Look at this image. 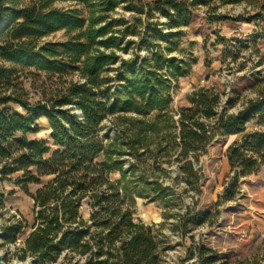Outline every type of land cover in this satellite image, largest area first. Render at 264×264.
I'll list each match as a JSON object with an SVG mask.
<instances>
[{"label": "trees", "instance_id": "trees-1", "mask_svg": "<svg viewBox=\"0 0 264 264\" xmlns=\"http://www.w3.org/2000/svg\"><path fill=\"white\" fill-rule=\"evenodd\" d=\"M252 1L0 0V180L20 174L14 184L32 199L34 215L17 259L164 264L151 226L133 218L146 172L184 161L182 179L191 184L199 156L218 136L238 137L226 152L234 177L259 172L264 166V93L236 114L217 115L219 95L201 87L187 97V107L174 111L170 79L183 77L187 64L165 58L173 36H162L166 47H156L149 57L125 60L120 53L130 42L122 45L121 40L132 32L120 27L127 24L123 17H112L122 7L131 18L139 15L147 22L161 16L171 30L187 27L202 7L211 24L223 18L216 13L220 6ZM60 3L66 5L57 7ZM60 31L63 41L45 40ZM36 80L52 89L31 103L25 83ZM40 118L48 122L49 141L28 140L38 133ZM106 120L114 124L112 137L101 133ZM251 121L255 129L247 132ZM124 148L137 162L142 157L149 162L138 178L133 168L129 173L123 169ZM115 172L119 179L113 181ZM43 177L50 180L29 194L27 186ZM84 205L87 219L81 213ZM253 206L255 223L264 224V187L255 192ZM193 254L191 264H228L206 248Z\"/></svg>", "mask_w": 264, "mask_h": 264}, {"label": "rangeland", "instance_id": "rangeland-1", "mask_svg": "<svg viewBox=\"0 0 264 264\" xmlns=\"http://www.w3.org/2000/svg\"><path fill=\"white\" fill-rule=\"evenodd\" d=\"M155 1L142 0L146 4ZM65 5L60 3L57 7ZM204 12L203 7L195 11L187 27L168 30L161 16L147 22L139 15L131 18V12L118 8L112 17H123L127 24L120 27L128 26L132 32L121 40L122 45L130 43L127 51L120 55L125 60L145 59L156 47H166L162 36L172 35L167 45L172 52H165V58L175 57L187 64L183 77L175 82L170 79L172 110L187 107V97L193 91L208 87L219 95L217 115L236 114L264 93V0L220 6L216 13L223 18L211 24ZM45 40L63 41L64 33L56 32ZM25 88L31 103L42 98V91L52 89L37 80L27 81ZM36 125L38 133L28 135L27 139L49 141L47 120L40 118ZM251 129H255L254 121L246 124L247 132ZM100 130L112 137L115 127L106 120ZM236 139V136L216 137L207 154L200 155L198 165H194L197 173L189 178L191 184L182 179L186 176L182 167L184 161L162 164L160 168L164 171L153 168L146 172L145 182L139 188L141 196L136 197L132 207L133 218L151 226L164 264H191L198 247L209 249L228 264H264V224L255 223L253 206L255 192L264 187V166L256 174L234 177L236 169H230L226 152ZM190 159H194L193 154ZM121 160L127 173L133 168L135 178L144 168L148 169L146 157L137 162L127 148L122 149ZM19 175L0 180L3 264L24 263L17 259L18 249L34 224L33 201L14 184ZM110 177L116 181L119 174L115 172ZM233 178L235 181L230 186ZM49 180L50 177H43L39 184L28 185V193L33 194ZM81 213L87 219L85 205ZM51 264H62V258Z\"/></svg>", "mask_w": 264, "mask_h": 264}, {"label": "water", "instance_id": "water-1", "mask_svg": "<svg viewBox=\"0 0 264 264\" xmlns=\"http://www.w3.org/2000/svg\"><path fill=\"white\" fill-rule=\"evenodd\" d=\"M1 24H2V19H1V17H0V26H1ZM33 261H34V260L31 259V258H27V259L24 261V263H13V264H32ZM0 264H3L1 255H0Z\"/></svg>", "mask_w": 264, "mask_h": 264}]
</instances>
